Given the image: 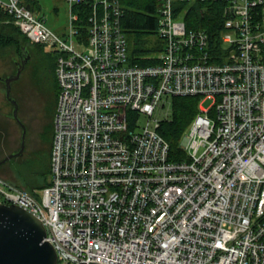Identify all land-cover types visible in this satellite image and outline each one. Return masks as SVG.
I'll use <instances>...</instances> for the list:
<instances>
[{
  "label": "built area",
  "instance_id": "2783aa9c",
  "mask_svg": "<svg viewBox=\"0 0 264 264\" xmlns=\"http://www.w3.org/2000/svg\"><path fill=\"white\" fill-rule=\"evenodd\" d=\"M67 1L61 36L0 0L57 53L60 87L50 184L34 195L0 175V202L43 221L58 264H264V0H156L163 43L145 66L131 64L121 0ZM197 2L221 4V45L188 26ZM189 95L212 103L172 161L154 115ZM122 106L151 120L126 131Z\"/></svg>",
  "mask_w": 264,
  "mask_h": 264
},
{
  "label": "trees",
  "instance_id": "16d2710c",
  "mask_svg": "<svg viewBox=\"0 0 264 264\" xmlns=\"http://www.w3.org/2000/svg\"><path fill=\"white\" fill-rule=\"evenodd\" d=\"M22 1L32 10L35 5L39 6V4H37V0ZM121 2L125 9L122 24L129 42L131 64L145 66L157 63V59L154 56L155 50L162 45L163 41L160 39L155 42L154 46L149 47L146 45L147 40L142 37V34L152 35L157 32L159 16L156 13V0H121ZM79 7L81 8L80 11L82 14H88L90 12L88 7H83L82 5ZM221 10L222 6L220 3L197 2L189 5V10L185 19L189 27L207 30L211 34L212 40L221 45V29L223 22ZM30 42L32 41L24 33H22L19 27L14 23L13 16L8 11L0 9V51L3 52V54L0 53V62H4L6 64L11 63L9 65H12L13 69L10 73L17 72L18 68L16 63L19 57L21 58V56L24 55V46L27 49V53H30L32 55L31 58H33L35 53H33L34 50L32 51L31 49ZM40 46L43 47V45ZM57 56L58 55L56 53V57ZM28 63L24 67L21 77L17 79L12 86V95L18 100L20 109L22 103L16 94V90L18 88L19 81L23 79ZM30 81L31 83L37 82V80L35 82L32 78ZM40 89L43 90L41 87ZM200 103L201 97L197 95L169 96L166 98L164 107H168L167 112L169 113L168 116L161 119L157 130L170 144V160L181 161L187 159L188 153L186 148L183 146L182 141L192 122L200 112ZM10 104L12 105L11 102ZM41 109L44 110V113H46V117H48L50 122L45 126V130L41 133L42 140L39 144L44 146L43 149L46 147L49 149L52 158L53 137L51 138V142L45 139V137H48L53 133L55 110L50 107L49 102L47 107L43 105L41 106ZM6 117L7 118H5V120L0 118V159H3L8 154L17 151L21 146L20 138L18 148H11L9 151L5 147L9 143L8 140L11 135L12 126H14V120L17 123L16 119L12 116V111L10 115H7ZM140 117L141 114L139 112L122 106L121 119L125 123L126 131L135 129L138 125ZM6 150H8L9 153H6ZM14 160H16V157L0 164L1 175L4 176V173L11 172L8 165H12ZM50 175L51 163L46 170L38 173L35 171L33 173L31 171V173L25 174V176L21 175L25 180L24 182L20 181L24 184L15 182L8 177L6 178L20 187L24 186L25 188H23L25 190L36 195V189H42L50 184Z\"/></svg>",
  "mask_w": 264,
  "mask_h": 264
},
{
  "label": "rangeland",
  "instance_id": "374dc122",
  "mask_svg": "<svg viewBox=\"0 0 264 264\" xmlns=\"http://www.w3.org/2000/svg\"><path fill=\"white\" fill-rule=\"evenodd\" d=\"M37 4H39V6H34V13L37 16H43L46 20L47 25H49L59 35L65 36L70 24V7L68 1L37 0ZM142 37L147 40L146 45H148L149 47L154 46L155 42L160 40L159 34L157 32L152 35L142 34ZM30 43L31 49L32 51L34 50L33 53L35 54L29 61L28 67H26L25 69L23 79L19 81V85L16 90V94L18 95L22 103L20 114L23 115L25 119H27L30 127L27 147L22 156L16 157V160H14L13 164L8 165V168L9 170H11V172L4 173V177H8L11 180L21 184H24L23 182L25 180L21 175L25 176V174L31 173V171L33 173L34 171L38 173L40 171L46 170L51 163V155L49 149H47V147L43 149L44 146L39 144V140L38 145L34 142L37 138L39 139V133H42L45 130V126L50 122L48 117H46V113H44V110L41 109V106L44 105L47 107V104L49 102L50 107L55 110L56 115L60 93V87L56 72V52L45 44L36 42ZM40 45H43V47H41ZM0 53L3 54L2 51H0ZM9 64L11 63L6 64L4 62H0L1 75H6L12 72L13 66ZM31 78L34 79L35 82L37 80V82L31 83ZM39 86L43 90H41ZM211 103L212 101L208 99L204 100L201 104L204 107H209ZM167 110L168 107H166L165 109L158 107L154 117L158 119L164 118L166 116ZM11 111L12 105L7 98L5 85H3V83L0 81V118L2 120H5V118H7L6 116L10 115ZM212 114L215 115V111H213ZM149 120H151L149 116H141L142 124H145ZM54 133L55 124L53 133L48 137L46 136L45 139L51 142L52 137L54 140ZM20 138L21 127L14 120V126H12L11 135L8 140L9 143L5 147L9 151L11 150V148H18ZM38 147L40 148L36 150V148ZM8 150H6L5 152L9 153ZM20 180L23 182H21ZM38 190L39 189H36V191Z\"/></svg>",
  "mask_w": 264,
  "mask_h": 264
},
{
  "label": "water",
  "instance_id": "95a60500",
  "mask_svg": "<svg viewBox=\"0 0 264 264\" xmlns=\"http://www.w3.org/2000/svg\"><path fill=\"white\" fill-rule=\"evenodd\" d=\"M31 58L30 53L22 61V67L4 79L6 95L12 103V116L22 128L20 148L0 159V164L21 156L26 149L27 127L19 115V102L12 95L13 82ZM186 144V138L183 139ZM47 229L43 221L16 203L0 202V264H58L54 245L45 240Z\"/></svg>",
  "mask_w": 264,
  "mask_h": 264
},
{
  "label": "flooded vegetation",
  "instance_id": "af4514ba",
  "mask_svg": "<svg viewBox=\"0 0 264 264\" xmlns=\"http://www.w3.org/2000/svg\"><path fill=\"white\" fill-rule=\"evenodd\" d=\"M23 49H25L24 50V55L23 56H21V58L19 57V59L17 60V68H20V67H22V61L24 60V58L29 54V53H27V49L25 48V46H24V48ZM31 55V54H30ZM31 57H32V55H31ZM30 60H31V58H30ZM29 60V61H30ZM27 65V64H26ZM25 65V66H26ZM24 69V68H23ZM17 71H18V69H17ZM22 73H23V70H22ZM10 74H14V73H8V74H6V75H1L0 74V81L3 83V85H5V82H4V79L6 78V77H8ZM15 81H17V80H15ZM15 81L13 82V84L15 83ZM12 108H13V106H12ZM19 109H20V104H19ZM20 115V117H21V119H22V121L25 123V125H26V127H27V137H26V147H27V140H28V135H29V130H30V127H29V124H28V121H27V119H25V117L23 116V115H21V114H19ZM17 123H18V121H17ZM19 124V123H18ZM20 125V124H19ZM20 127H21V125H20ZM21 131H22V128H21ZM38 140L40 141V143H41V140H42V136H41V133H39V139L37 138L36 140H35V142L34 143H37V145H38ZM21 145V144H20ZM37 149V148H36Z\"/></svg>",
  "mask_w": 264,
  "mask_h": 264
}]
</instances>
